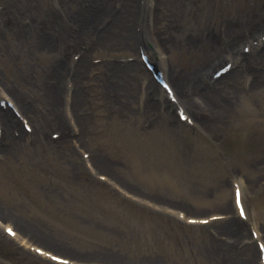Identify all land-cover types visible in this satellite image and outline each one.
<instances>
[{
    "label": "rangeland",
    "instance_id": "1",
    "mask_svg": "<svg viewBox=\"0 0 264 264\" xmlns=\"http://www.w3.org/2000/svg\"><path fill=\"white\" fill-rule=\"evenodd\" d=\"M91 1L0 0V12L7 10L8 16L0 15V28L5 29L0 32V94L13 101L23 99L25 107L31 104L27 116L31 120L34 115L36 121L31 120L30 126H36L49 139L59 129L45 117L40 86L53 71L54 61L77 52L72 36ZM143 2L138 0L140 6ZM182 4L179 26L171 34L175 43L160 52L196 125L179 122L173 112L170 128L158 125L148 129L149 112L131 117L119 110L108 112L88 97L90 101L79 109L83 112H78L91 118L82 147L72 138L63 153L48 148H38L36 153L28 148L10 161L0 159V213L25 227L33 244L77 261L95 262L98 259L93 252L121 259L114 263V258L106 257L103 264H212L206 252L214 245L209 232H214L216 223L190 224L187 217L225 213L220 206L226 201L233 204V182L253 178L259 179L261 187L248 193L244 186L243 202L252 218L244 228L251 238L249 224L264 227V90L238 96L231 93L232 111L222 121L204 128L198 125L205 118L193 96L197 84L204 85L197 81V75L210 76L231 60L228 46L234 49L233 57L237 53L248 55L243 46L264 33V0H187ZM103 11L111 12L107 6ZM10 21L17 24L18 31L6 27ZM48 24L59 35V49L51 52L42 48L49 38L44 31ZM23 28H28L26 33L20 32ZM134 28L142 31L137 24ZM143 30L142 35H150L149 30ZM184 34L196 39L194 48L179 42ZM130 55L139 59L138 50L115 47L97 50L91 60L123 62ZM258 66L264 69V62ZM94 72L88 75L93 77ZM83 85L90 87L87 81ZM63 90L59 94L62 100L66 98ZM62 100L58 116L73 134V128H79L74 119L69 122ZM19 128L23 129L22 124ZM100 147L112 155L106 159L115 164L92 172L93 165L86 166L88 159L84 160L79 151L99 154ZM256 170L261 175L255 176ZM52 191L55 196L50 195ZM178 212L183 215L179 217ZM231 215L224 214L227 218ZM1 227L0 264H54L10 239Z\"/></svg>",
    "mask_w": 264,
    "mask_h": 264
},
{
    "label": "bare ground",
    "instance_id": "2",
    "mask_svg": "<svg viewBox=\"0 0 264 264\" xmlns=\"http://www.w3.org/2000/svg\"><path fill=\"white\" fill-rule=\"evenodd\" d=\"M183 1L186 3L187 0H144L142 6L139 5L138 0H113L112 4L111 0L91 1V4L88 5L90 9L87 8L88 10L86 9L81 14L78 19L81 24L72 36V39L75 41L73 45L77 43L75 48L77 50L76 54H79V57L74 61L70 60L68 56H62L58 62L54 61L51 65L53 71L49 74L47 80L45 79L44 82L46 83L44 84L43 82L40 86L44 99L43 103H46L45 114H47L45 117L52 125H58L59 130L62 128L59 138L56 140L49 139L36 126H33L31 134H28V132L19 128V119L15 118L16 116H13L8 108H1L0 159L10 161L15 155L28 148H34L36 153L39 152L38 148L41 151L48 148L53 150L54 153H63L65 151L64 146L70 144L73 140L72 138H74L75 143H80L79 146L82 147V137L86 135V129L91 118L86 117V113L84 116L82 114L79 116L78 112H83L79 109L90 101L88 97L92 98L93 101L96 100V103L99 102L108 112L119 110L124 115L130 117L149 112L151 118L146 119L147 121L149 120L148 129H154L158 125L170 128V124L173 122V112L169 107L171 105L163 106L167 103L165 99L163 101L153 100L155 92L159 90L155 81L150 77V73L143 68L141 61L112 62L109 60L97 65L92 64L91 55L97 50H107L108 48L112 50L116 47L123 51H132L137 50L138 46H141L149 53L150 59L156 63L157 68L165 71V63L160 50L162 47H172L173 43H175V41H171V34L179 26V17L184 5L182 4ZM110 4L113 6L111 7ZM106 6L111 12L103 14ZM6 11L0 12V15L7 18ZM101 14L103 15L101 16ZM97 24L100 26H97ZM135 24L142 28L141 35L138 34L137 39L136 31H134ZM6 27L19 30L17 24H13L11 21L10 25ZM1 29L4 28H0V32ZM143 29L149 30L150 35H142L145 32ZM27 30L28 28H23L20 32L26 33ZM44 31L47 34V38H49H45V47L42 45V48L49 52L58 50L59 45H57V42L59 35L55 28L53 29V25L48 24ZM229 32L227 31V34ZM1 35L2 33H0V42ZM22 36H17V38ZM252 39L254 40V38ZM179 42L181 44L186 43L189 48H194L196 45V39L191 35H182ZM82 45L83 50H81ZM226 49H228V53L231 55V59L234 60L233 62L236 64V67L232 68L219 79H212L210 77V79L205 78L206 80H201L200 77L197 78L206 83L203 87L197 84V89L193 94L197 105H201L199 108L202 116H204L203 118H205L202 122L199 121L200 123H198L202 128L208 127L210 123L214 124L222 121L232 111V99L234 97L230 95L231 93L238 96L239 94L255 93L262 89L264 90V69L258 66V63L264 62V42L258 50L257 47H253V50H250L248 55L237 53L236 57H233L234 49L232 46H228ZM93 71H96L97 74L91 78L88 73ZM200 75L204 76L205 73H201ZM167 76L175 89L176 83L174 82L173 73H168ZM240 80L242 81L240 82ZM84 81L90 83V87L83 85ZM63 87L71 91L69 113L78 127L75 126L79 128L76 134H72L67 127L62 126L60 116H58L62 100L59 98V94L60 90H63ZM175 93L178 96L176 89ZM2 99L3 96L0 94V100ZM19 99L15 98L14 101L11 100L17 111L29 123L35 122L36 117L34 115L30 116L32 121L27 116V113H31L30 109L33 106L29 104L25 107L21 104L24 103L23 99L20 101ZM74 111L77 112V119L74 116ZM57 132L59 131L57 130ZM104 149L100 147L99 154L95 152L90 154L87 161L93 165L92 172L100 169L107 170L109 164H115L113 160L106 159L113 157H108L112 155L107 153L108 151H104ZM41 153L44 154L45 151ZM259 175H261L260 171L256 170L255 176ZM108 176L109 180L117 183L113 177ZM258 180V178H253L249 179V181H244L241 187L245 186L248 193H251L254 191V188L261 187V185H258ZM120 186L126 190L125 185ZM50 195L55 196L56 192L52 191ZM232 201L234 204V199ZM233 204L230 201L222 203L220 207L225 213H216V215L231 213L230 218L224 221L209 223H216V228L214 232H209L210 237L213 239L211 243L214 245L210 247V252H206V256L208 259L214 261L212 264H261L259 262L260 251L254 247L253 238H249L246 234L245 223L239 216H235L236 207L235 205L232 206ZM251 219L248 215L249 222ZM0 220V224H8L4 226L5 229L13 226L16 233L14 239L23 246H27L32 242L31 238L27 237V229L16 220L9 218L5 213H0ZM257 232L262 236L261 240L264 241V227L258 228ZM43 233L46 234V232ZM20 240H24V242ZM44 241L52 244L45 238ZM43 250L50 252L46 248H43ZM204 250V248L201 249L203 253ZM92 254L93 257L103 262H98V260L94 262L93 260L77 261L74 258L68 259L83 264H103L104 259H108L106 257H112L110 259L114 258V263L121 261L116 255L109 253L93 252ZM121 263L124 262L122 261Z\"/></svg>",
    "mask_w": 264,
    "mask_h": 264
},
{
    "label": "snow or ice",
    "instance_id": "3",
    "mask_svg": "<svg viewBox=\"0 0 264 264\" xmlns=\"http://www.w3.org/2000/svg\"><path fill=\"white\" fill-rule=\"evenodd\" d=\"M237 195H238V202H239V193Z\"/></svg>",
    "mask_w": 264,
    "mask_h": 264
}]
</instances>
